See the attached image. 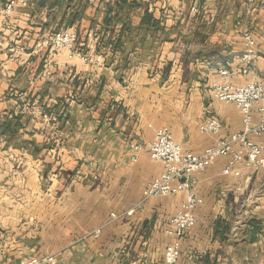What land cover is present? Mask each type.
<instances>
[{
  "label": "crops",
  "instance_id": "0c3cea01",
  "mask_svg": "<svg viewBox=\"0 0 264 264\" xmlns=\"http://www.w3.org/2000/svg\"><path fill=\"white\" fill-rule=\"evenodd\" d=\"M9 1L0 0V264L47 254L57 264H157L186 193L143 201L163 171L147 145L167 128L201 154L243 129L239 108L214 100L211 86L223 68L234 84H264V0H17L5 18ZM65 30L101 63L56 51L52 37ZM246 31L257 55L244 77ZM210 118L217 136L200 132ZM227 162L195 174L203 204L179 264H264V173L226 176Z\"/></svg>",
  "mask_w": 264,
  "mask_h": 264
},
{
  "label": "built area",
  "instance_id": "2783aa9c",
  "mask_svg": "<svg viewBox=\"0 0 264 264\" xmlns=\"http://www.w3.org/2000/svg\"><path fill=\"white\" fill-rule=\"evenodd\" d=\"M17 0H10L3 10L5 18H10L17 7ZM26 5V3H24ZM193 11H197L194 7ZM52 46L56 51H67L69 58L79 57L89 65H99L102 55L87 56L78 52V35L72 30L59 31L52 37ZM257 55V42L254 33L243 34V50L237 57L241 75H249ZM221 80L211 86L214 100L235 104L242 113L243 129L227 139H219L201 154L185 151L176 142L167 128L157 129L154 139L147 149L153 160L163 166L162 173L150 181L144 188L143 201L150 198L168 197L186 193V199L171 220L168 231L172 241L166 247L162 261L157 264H179L182 256V240L186 233L196 225V211L203 204L194 190L195 174L206 171L218 158H228L223 168V175L240 177L244 169L264 173V143L252 137L264 134V84L258 81H247L234 84L229 79L232 74L227 69H220ZM261 117L254 124V115ZM200 132L217 136L221 131L218 119L210 118L200 124ZM134 151L140 152L143 147L135 145ZM136 161V157L133 158ZM101 230H96L99 236ZM19 264H57L54 254L22 260Z\"/></svg>",
  "mask_w": 264,
  "mask_h": 264
},
{
  "label": "trees",
  "instance_id": "16d2710c",
  "mask_svg": "<svg viewBox=\"0 0 264 264\" xmlns=\"http://www.w3.org/2000/svg\"><path fill=\"white\" fill-rule=\"evenodd\" d=\"M107 21H108V20H107ZM19 120H20V117H17V118H16V123H17V124L15 125V127H13V129L11 128V127H12V123H13V121L6 122V123L4 124V130H5L6 132L13 133V132H14L13 130H15V128L21 126Z\"/></svg>",
  "mask_w": 264,
  "mask_h": 264
}]
</instances>
